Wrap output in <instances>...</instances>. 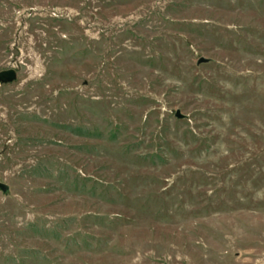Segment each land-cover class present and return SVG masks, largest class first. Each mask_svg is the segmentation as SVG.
<instances>
[{
    "label": "rangeland",
    "instance_id": "obj_1",
    "mask_svg": "<svg viewBox=\"0 0 264 264\" xmlns=\"http://www.w3.org/2000/svg\"><path fill=\"white\" fill-rule=\"evenodd\" d=\"M8 69L0 264H264V0H0Z\"/></svg>",
    "mask_w": 264,
    "mask_h": 264
},
{
    "label": "water",
    "instance_id": "obj_2",
    "mask_svg": "<svg viewBox=\"0 0 264 264\" xmlns=\"http://www.w3.org/2000/svg\"><path fill=\"white\" fill-rule=\"evenodd\" d=\"M207 62H208V60L201 58L198 60L197 65L204 64ZM16 79H17V74L13 69H8V70H4V71L0 72V85H7V84L14 83L16 81ZM175 118L176 119H182L183 117L179 111H176ZM8 190H9V188L7 185L0 183V192L1 193L5 194L8 192Z\"/></svg>",
    "mask_w": 264,
    "mask_h": 264
}]
</instances>
